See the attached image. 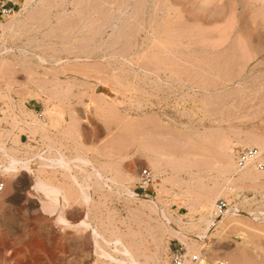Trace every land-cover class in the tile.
<instances>
[{
    "label": "rangeland",
    "instance_id": "1",
    "mask_svg": "<svg viewBox=\"0 0 264 264\" xmlns=\"http://www.w3.org/2000/svg\"><path fill=\"white\" fill-rule=\"evenodd\" d=\"M15 2L0 14L14 23L0 36V166L6 154L82 156L138 199L94 187L90 207L55 208L35 170L0 173V264H108L80 224L87 214L142 261L159 251L156 264H170L185 247L167 230L159 240L156 214L134 212L142 197L202 236L188 241L199 264H264V218L251 217L264 213V177L234 180L229 163L236 149L264 148V0ZM219 189L223 211L240 215L203 238Z\"/></svg>",
    "mask_w": 264,
    "mask_h": 264
},
{
    "label": "bare ground",
    "instance_id": "2",
    "mask_svg": "<svg viewBox=\"0 0 264 264\" xmlns=\"http://www.w3.org/2000/svg\"><path fill=\"white\" fill-rule=\"evenodd\" d=\"M11 22H12V20H10L8 22H5L6 24L5 23L4 24L0 23V36L1 37H2V35H4L3 33L6 34L7 27L9 29V25L8 24H10ZM10 28H12V31H13V27H10ZM41 62L45 63L43 60ZM1 112L4 113L3 111H1ZM133 123L134 122H132L131 126L133 127V129L135 131V129H137L138 126L136 124H133ZM128 126L130 127V125H128ZM128 126L126 125V128ZM134 126H135V128H134ZM131 131H133V130L131 129ZM257 142L253 143L251 145H248L250 147V148L249 147L248 148L249 149H256L259 152V154H260L261 151H264V150H262L264 148L262 147V144H260L259 142L257 143ZM40 154L36 155L37 156L36 161H38V162H34L35 160L33 161V159L35 158V155H34L33 159L29 160V158H27V159L26 158L25 159H17L15 157H13L12 155L10 156V155L6 154L7 155V157H6L7 160H6L5 164L0 166V173L2 174V176H7L9 174H12L15 171L17 172V171H20V170H30V171L31 170H35L39 174V177H41V178L37 179L36 180L37 184L36 185L34 184V185L36 186V189L39 188V190H38L39 192H41V191L46 192V194H45L46 198L43 196V199L45 198V200L43 202H46V200H47L49 202V204H51L52 206L54 204L55 205L57 204L58 205L57 208H61L62 206H63L62 208H64V205H65L66 202H68L70 204V202L76 201V200L79 201V203H82V206L83 205L88 206L89 203H92V202H90L91 201L90 192H93L91 190L94 187L100 188V189H109V192H118V193L120 192L119 190H115L117 188H115V187L113 188L112 186H108L107 182H106L107 179L104 180V177L98 171V169H95V167H93L91 165V161H89L87 159H84L82 156H76L74 158H72V157L71 158H66V157L61 156L58 152L55 153V155L50 153V155L51 154L53 155L51 157L50 156L40 155ZM229 158H230V161H231L229 163H230V166L232 167L231 168L232 169L231 173H232V175L235 178L234 180H239V181L240 180H245V179H252L253 180V179H258V178L264 177V171L258 170L255 167V165H248L245 168L241 169V168H238L236 166L237 164H235L233 162L231 157H229ZM235 166H236V168H235ZM90 170H93V171H90ZM78 171L82 172V174H79ZM57 174L62 176L61 177L62 178L61 182L58 183V181H57V183H58L57 185H56V183L53 184V182H52V185H49L50 182L53 179H55L53 181L56 182V178L54 176H56ZM115 174L117 175V173H115ZM44 175H47V177L50 176L52 179L50 177L45 178V177H43ZM45 179H50V180L46 181ZM43 181L46 182L47 185L46 184L43 185L44 184V183H42ZM114 184H115V181H114ZM95 190H97V189H95ZM224 190L225 189H221L220 191H218V193L215 194V196H214V200H211V201L206 200V203L208 204L207 205L208 209L212 213L211 212L209 213L210 216L207 217L208 219L204 218L205 220H201L202 221L201 224H203V221H204V225H203L204 228L201 229V231H202L201 234H203V238L206 235H208V233L211 232V228L214 227L217 223L221 224L224 220L229 219V217H231V216L235 217V216H239L240 215V212L236 209L237 207L236 208H234V207L228 208L224 213L218 214V211H217L218 202H219V198L221 197V195L225 192ZM0 191H2V189ZM44 192L43 193H39V194H41L40 197H42V194L44 195ZM126 192L123 191V192H120V193L123 194L130 201L138 199V195H136L135 193H132V192H127L126 193ZM1 196L2 195H0V197ZM54 198L57 199L56 200L57 203L55 202ZM52 200H54V202H55L54 204H52L53 203ZM142 200H143V203H142V205L140 204L141 208L139 207V209L138 208L136 210L134 209V212L135 213L138 212L137 214H139V212L144 214V211L147 210L148 213H149V211H151L150 214L152 212L154 214H156V216L158 217V219L160 221V226H161V227L159 226L160 227V233H161V236H160L159 240L160 241L162 240V235H163L164 232L167 233V231H168V233L169 232H170V234L172 233V236L174 235L175 238L177 237V239L180 241V243L185 247V253H184L185 262H184V264H194L192 262V258L196 257V256L192 252L196 253L197 250H196V248L191 247L192 245H189L188 241L189 240L193 241L194 238H197L198 240H201L202 236H197V237L193 238V236H190V234H188L186 229H185L186 230L185 231V230H182L183 229L182 227H180L181 228L180 229L179 227L174 225L171 222V220H169V218H167L165 212L162 209L159 208V206L157 205V203L155 201L149 200V199H147L145 197H142ZM49 204H47V206H49ZM69 204L65 205V206L68 207ZM91 205H89L88 207H90ZM42 206L46 207V205H42ZM53 207H55V206H53ZM55 208H53V209H55ZM87 213H89V212H87ZM87 215H85L84 219L80 220V224L85 229H89L90 232H91V237H92V239L94 241V246H95L94 250H95V256L96 257L105 260L106 262H108V264H156L159 261V258H160L159 251H156L154 254H152L151 258H149L150 256H147V259L142 261V259H140V257L137 256L138 252L136 254L132 250L133 246H130L129 243L126 244L124 242V240L122 239L123 235L122 236H114V238L105 237L102 232L100 233L98 230L94 229V227L93 228L91 227ZM253 215H251L253 220H257L258 221V220H261L262 218H264V213H259L258 214V215H260L259 217H253ZM110 224H111V222H110ZM177 224H178V222H177ZM107 225H109V224H107ZM178 226H179V224H178ZM165 230H167V231H165ZM112 234H110V235H112ZM129 238H130V236H129ZM195 244L196 243H194V245ZM156 249H157V247H156ZM137 250H139V249H137ZM201 259H202V256L198 257V261L195 264H199L201 262Z\"/></svg>",
    "mask_w": 264,
    "mask_h": 264
},
{
    "label": "built area",
    "instance_id": "3",
    "mask_svg": "<svg viewBox=\"0 0 264 264\" xmlns=\"http://www.w3.org/2000/svg\"><path fill=\"white\" fill-rule=\"evenodd\" d=\"M0 14L3 16H7L10 14L9 10L4 8H0ZM235 161L238 168H245L248 165H255V167L260 170L264 171V158L259 154L256 149H242L235 151ZM149 176L147 171H144L142 174V179H146ZM227 208L226 202L220 200L218 202V214L224 213L223 209ZM170 264H184L185 262V255L182 249L173 250L170 253ZM198 261V256L192 258V262L195 264ZM221 264V263H218Z\"/></svg>",
    "mask_w": 264,
    "mask_h": 264
},
{
    "label": "crops",
    "instance_id": "4",
    "mask_svg": "<svg viewBox=\"0 0 264 264\" xmlns=\"http://www.w3.org/2000/svg\"><path fill=\"white\" fill-rule=\"evenodd\" d=\"M15 0H0V8H14L16 6Z\"/></svg>",
    "mask_w": 264,
    "mask_h": 264
}]
</instances>
